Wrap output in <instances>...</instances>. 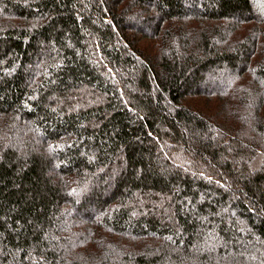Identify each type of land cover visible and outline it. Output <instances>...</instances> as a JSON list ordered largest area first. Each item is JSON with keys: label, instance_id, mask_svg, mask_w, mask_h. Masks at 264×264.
<instances>
[{"label": "trees", "instance_id": "16d2710c", "mask_svg": "<svg viewBox=\"0 0 264 264\" xmlns=\"http://www.w3.org/2000/svg\"><path fill=\"white\" fill-rule=\"evenodd\" d=\"M263 2L0 0V264H264Z\"/></svg>", "mask_w": 264, "mask_h": 264}, {"label": "rangeland", "instance_id": "374dc122", "mask_svg": "<svg viewBox=\"0 0 264 264\" xmlns=\"http://www.w3.org/2000/svg\"><path fill=\"white\" fill-rule=\"evenodd\" d=\"M187 1H189V0H187ZM260 3H262V2H260ZM263 4H264V2H263Z\"/></svg>", "mask_w": 264, "mask_h": 264}]
</instances>
